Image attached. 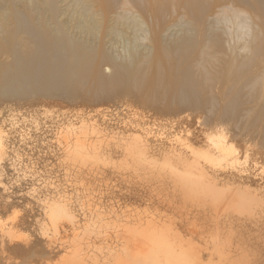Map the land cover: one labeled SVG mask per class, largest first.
Instances as JSON below:
<instances>
[{
    "label": "rangeland",
    "instance_id": "rangeland-1",
    "mask_svg": "<svg viewBox=\"0 0 264 264\" xmlns=\"http://www.w3.org/2000/svg\"><path fill=\"white\" fill-rule=\"evenodd\" d=\"M75 12L64 19L76 24ZM147 34L138 35V44L148 42ZM20 38L19 51L28 44ZM115 46L123 55L124 41ZM11 59L0 56L2 63ZM100 72L111 74L107 65ZM142 92L108 85L94 94L83 87L71 93L59 85L46 94L25 89L22 97H0V264H138L134 256L147 258L150 242L132 244L129 231L161 237L187 264H264V124L253 127L252 117L238 120L237 109L227 111L219 127L237 163L200 162L222 195L215 205L185 193L161 164L167 155L171 163L189 158L187 146L208 151L218 110ZM82 124L85 134L78 131ZM133 136L148 161L126 153ZM77 139L89 154L95 147L97 159L74 161L68 149ZM54 202L74 217L56 232L46 214ZM158 261L164 264V257L148 264Z\"/></svg>",
    "mask_w": 264,
    "mask_h": 264
},
{
    "label": "bare ground",
    "instance_id": "bare-ground-1",
    "mask_svg": "<svg viewBox=\"0 0 264 264\" xmlns=\"http://www.w3.org/2000/svg\"><path fill=\"white\" fill-rule=\"evenodd\" d=\"M73 8L76 24L64 19ZM141 32L148 33L146 44L137 42ZM179 34L182 38L174 41ZM19 37L28 43L21 44L22 52ZM118 40L125 43L123 55L115 54ZM0 44V56L12 58L0 62L1 98L22 97L25 89L46 94L59 85L71 93L83 87L93 94L122 85L191 109L213 107L218 110L215 127L233 109L238 120L252 117L253 127L264 124V0H0ZM103 65L111 70L109 78L100 72ZM78 131L85 134L87 128L82 124ZM223 133L219 127L216 135L207 137L208 151L187 146L189 158L171 163L167 155L161 164L185 193L209 197L215 205L222 195L200 162L213 167L237 163ZM2 134L0 130V142ZM129 141L126 153L138 163L148 161L139 136ZM3 147L0 143V164ZM87 150L77 139L68 154L74 161L97 159L95 147L89 148L92 154ZM150 163L157 165L155 160ZM46 214L55 232L59 222L73 223L65 204L50 203ZM128 234L136 246L150 242L147 258L134 256L138 264L155 263L160 256L164 264L185 261L164 247L159 236Z\"/></svg>",
    "mask_w": 264,
    "mask_h": 264
}]
</instances>
